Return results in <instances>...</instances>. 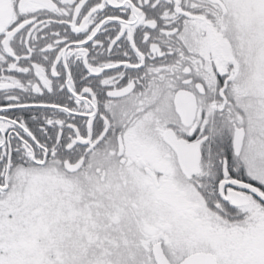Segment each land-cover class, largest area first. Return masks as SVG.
Listing matches in <instances>:
<instances>
[{
    "label": "snow or ice",
    "instance_id": "1",
    "mask_svg": "<svg viewBox=\"0 0 264 264\" xmlns=\"http://www.w3.org/2000/svg\"><path fill=\"white\" fill-rule=\"evenodd\" d=\"M0 264H264V0H0Z\"/></svg>",
    "mask_w": 264,
    "mask_h": 264
}]
</instances>
